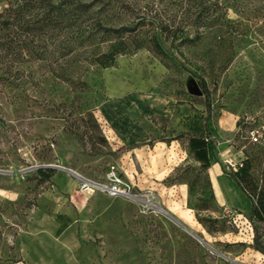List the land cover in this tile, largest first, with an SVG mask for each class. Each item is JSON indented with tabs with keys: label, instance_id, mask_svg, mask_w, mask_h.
Segmentation results:
<instances>
[{
	"label": "rangeland",
	"instance_id": "374dc122",
	"mask_svg": "<svg viewBox=\"0 0 264 264\" xmlns=\"http://www.w3.org/2000/svg\"><path fill=\"white\" fill-rule=\"evenodd\" d=\"M79 1L114 28L155 9L167 20L180 2ZM226 3L220 27L201 38L159 37L163 56L142 48L104 69L86 60L106 49L102 34L81 45L71 30L20 36L23 50L0 61V264H264L250 201L222 172L249 161L264 175V134L249 141L264 133V0ZM204 128L216 162L197 172L187 140ZM110 165L135 201L80 191L81 179L104 182Z\"/></svg>",
	"mask_w": 264,
	"mask_h": 264
},
{
	"label": "trees",
	"instance_id": "16d2710c",
	"mask_svg": "<svg viewBox=\"0 0 264 264\" xmlns=\"http://www.w3.org/2000/svg\"><path fill=\"white\" fill-rule=\"evenodd\" d=\"M99 1H101L98 6L99 10L121 8V4L118 3L119 0ZM179 1L175 12L169 11L168 15L172 17L167 20L156 17L159 15V11L155 9L153 18L147 19V21L143 14L137 17L138 19L139 17L143 18L133 24L128 23L114 28L105 27L101 24V20L91 17V10L94 6L92 2L83 3L79 0H0V61L10 52L16 53L17 49L23 50L22 47L24 46L18 45L22 42L20 36L35 34L44 37L47 34L66 30H71L76 35L74 41H77L76 43L79 45L98 39V34L109 38L104 51H91L86 58L90 66L101 69L111 67L117 56L142 48L163 56L164 52L158 41L159 37L172 40L181 39L183 42L201 38L204 32L220 27L226 13V2L229 0ZM97 13L98 11L95 14ZM146 26L150 27L148 35L145 33L147 31ZM191 30L194 33L193 37L189 36ZM56 74L62 81L68 80L65 71ZM79 83L82 82L79 81ZM202 86L204 88L203 83ZM213 143L209 131L205 128L203 134L188 138L186 150L198 163L194 167L197 172H205L212 163L216 162L215 158L210 160L209 157L213 150ZM222 172L250 201L246 218L252 224V248L264 256V175L259 178L254 177L251 174L249 161H243L228 171L222 169ZM51 173V170L44 174L43 169H37V174L42 176L44 180H47ZM205 180L209 187L210 197L213 198L210 182L208 178ZM187 185L188 189L191 190V184L187 183ZM188 207L195 209L189 204ZM196 220L206 231L210 230L212 221L197 215Z\"/></svg>",
	"mask_w": 264,
	"mask_h": 264
},
{
	"label": "built area",
	"instance_id": "2783aa9c",
	"mask_svg": "<svg viewBox=\"0 0 264 264\" xmlns=\"http://www.w3.org/2000/svg\"><path fill=\"white\" fill-rule=\"evenodd\" d=\"M256 132V133H255ZM251 131L250 132V143L260 142L263 131ZM80 191L87 195H91L95 192L102 193L108 197H122L129 200H136L137 197L134 193V185L126 181L112 165L109 166L105 173V181L97 182L88 179H81Z\"/></svg>",
	"mask_w": 264,
	"mask_h": 264
},
{
	"label": "water",
	"instance_id": "95a60500",
	"mask_svg": "<svg viewBox=\"0 0 264 264\" xmlns=\"http://www.w3.org/2000/svg\"><path fill=\"white\" fill-rule=\"evenodd\" d=\"M188 92L195 96L201 95V91L195 83H192L188 86Z\"/></svg>",
	"mask_w": 264,
	"mask_h": 264
},
{
	"label": "crops",
	"instance_id": "0c3cea01",
	"mask_svg": "<svg viewBox=\"0 0 264 264\" xmlns=\"http://www.w3.org/2000/svg\"><path fill=\"white\" fill-rule=\"evenodd\" d=\"M87 196H89V195H86V197H87ZM83 200H84V202H85L86 198H84ZM83 200H80V203H81V204H83V203H82Z\"/></svg>",
	"mask_w": 264,
	"mask_h": 264
}]
</instances>
